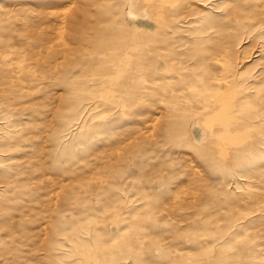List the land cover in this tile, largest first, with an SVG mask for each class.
<instances>
[{"label":"rangeland","instance_id":"1","mask_svg":"<svg viewBox=\"0 0 264 264\" xmlns=\"http://www.w3.org/2000/svg\"><path fill=\"white\" fill-rule=\"evenodd\" d=\"M0 264H264V0H0Z\"/></svg>","mask_w":264,"mask_h":264}]
</instances>
